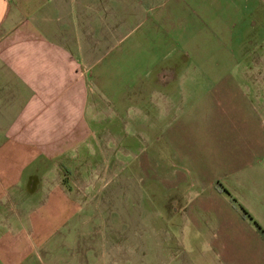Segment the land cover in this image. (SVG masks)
<instances>
[{"label":"crops","instance_id":"obj_1","mask_svg":"<svg viewBox=\"0 0 264 264\" xmlns=\"http://www.w3.org/2000/svg\"><path fill=\"white\" fill-rule=\"evenodd\" d=\"M222 7L237 18L225 16L230 30L264 23V0ZM177 8L179 0H0V264H66L67 253L75 264L124 258L112 231L107 247L98 233L83 240L84 220L129 215L120 192L125 175L92 166V94L116 50L131 37L143 44L148 31L156 38ZM189 8L193 22L210 11L204 0ZM187 86L171 87L172 214L199 236L192 244L204 264H264V240L231 201L253 219L264 214V121L253 117L234 80L213 83L205 91L212 99L198 102ZM103 186L112 187L100 196ZM113 244L119 248L109 255ZM84 252L92 256H78Z\"/></svg>","mask_w":264,"mask_h":264},{"label":"rangeland","instance_id":"obj_2","mask_svg":"<svg viewBox=\"0 0 264 264\" xmlns=\"http://www.w3.org/2000/svg\"><path fill=\"white\" fill-rule=\"evenodd\" d=\"M198 1L179 0V8L170 13L169 28L163 26L157 39L151 31L143 44L131 37L121 52L116 50L109 65L111 71L105 66L99 85L94 87L98 117L88 141L93 149L92 166H116L120 176L125 175L120 192L124 188L129 215L123 222H111L105 216L104 220L88 219L82 224L83 240L90 232L98 233L100 246L110 244L112 231V240L125 245L120 253L124 258L77 264H204L198 257V247L192 244V239L199 240V236L188 230L187 220H178L172 214L169 137L174 114L170 101L176 100L177 93L171 87L189 85L188 95L198 102L212 99L213 92L205 91L213 83L234 80L253 117L264 121V28L258 27L263 23L260 19L258 23L254 20L250 29L230 30L225 16L233 19L234 12L222 7L229 0H204L210 11L201 22H193L189 7L195 8ZM166 9L165 3L163 15ZM231 34L234 38L229 39ZM230 40L234 42L229 44ZM231 53L240 60H234ZM184 70L190 77L183 81L178 76ZM105 174L114 177L115 173ZM111 187H99V195ZM113 187L116 189L117 183ZM256 216L259 220H254L264 229V214ZM118 246L115 244L109 255ZM66 256L69 260L72 254ZM78 256L88 259L92 255L84 252ZM68 260L66 264H75Z\"/></svg>","mask_w":264,"mask_h":264},{"label":"trees","instance_id":"obj_3","mask_svg":"<svg viewBox=\"0 0 264 264\" xmlns=\"http://www.w3.org/2000/svg\"><path fill=\"white\" fill-rule=\"evenodd\" d=\"M215 186H216V188H217L218 191L224 192L227 195H230L228 189L221 182L217 181L216 184H215ZM231 201L238 208V210L241 212L242 216L244 218L249 219L254 224L257 232L259 233V235L264 240V229L257 223L256 220H254L252 218V216L249 214V212L246 210V208H244V206L242 204L236 203V199L235 198L231 197Z\"/></svg>","mask_w":264,"mask_h":264}]
</instances>
